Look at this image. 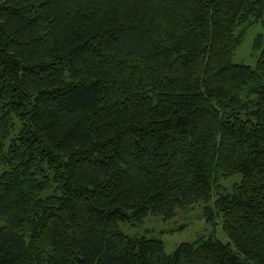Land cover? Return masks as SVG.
Here are the masks:
<instances>
[{
    "label": "trees",
    "instance_id": "1",
    "mask_svg": "<svg viewBox=\"0 0 264 264\" xmlns=\"http://www.w3.org/2000/svg\"><path fill=\"white\" fill-rule=\"evenodd\" d=\"M264 0H0V264H264ZM241 183L230 243L131 238Z\"/></svg>",
    "mask_w": 264,
    "mask_h": 264
},
{
    "label": "rangeland",
    "instance_id": "2",
    "mask_svg": "<svg viewBox=\"0 0 264 264\" xmlns=\"http://www.w3.org/2000/svg\"><path fill=\"white\" fill-rule=\"evenodd\" d=\"M233 33L236 37L240 36L241 41L232 55V63L245 65L254 70L261 50L258 44L264 39V8L260 20L248 27L239 26ZM240 183V175L221 180L208 203H199L178 210L174 217L167 221L149 215L139 225L119 222L118 230L131 238L144 237L161 241L167 256H172L181 244L197 246L199 241L209 238L228 244L230 241L222 227L223 216L216 208L215 201L220 195L232 194L234 186Z\"/></svg>",
    "mask_w": 264,
    "mask_h": 264
}]
</instances>
